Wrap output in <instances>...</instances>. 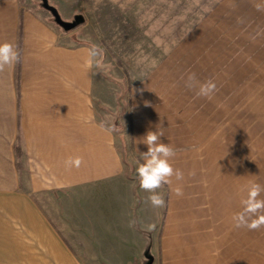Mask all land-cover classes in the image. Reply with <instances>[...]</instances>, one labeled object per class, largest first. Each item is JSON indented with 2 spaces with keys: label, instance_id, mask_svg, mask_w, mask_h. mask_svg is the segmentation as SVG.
<instances>
[{
  "label": "crops",
  "instance_id": "0c3cea01",
  "mask_svg": "<svg viewBox=\"0 0 264 264\" xmlns=\"http://www.w3.org/2000/svg\"><path fill=\"white\" fill-rule=\"evenodd\" d=\"M34 6L23 23L0 17V43L21 54L0 73V264H264V228L236 229L232 221L257 179L226 184L206 158L197 118L186 131L159 99L138 93L130 163L121 134L98 127L105 86L96 62L87 64L90 47ZM150 130L164 132L184 174L158 190L166 201L159 209L146 202L136 174ZM77 156L84 162L68 168Z\"/></svg>",
  "mask_w": 264,
  "mask_h": 264
},
{
  "label": "rangeland",
  "instance_id": "374dc122",
  "mask_svg": "<svg viewBox=\"0 0 264 264\" xmlns=\"http://www.w3.org/2000/svg\"><path fill=\"white\" fill-rule=\"evenodd\" d=\"M48 2L75 25L65 30H76L78 45L103 50L95 65L105 86L98 116L120 128L118 145L130 163L138 93L159 99L186 131L196 123L204 129L201 144L209 151L203 156L219 165L220 175L234 173L222 175L226 184L251 177L264 185V117L252 103L264 99V0ZM36 4L45 9L42 0H0V17L23 23ZM190 73L201 83L214 80L211 99L186 86Z\"/></svg>",
  "mask_w": 264,
  "mask_h": 264
},
{
  "label": "clouds",
  "instance_id": "9594fccd",
  "mask_svg": "<svg viewBox=\"0 0 264 264\" xmlns=\"http://www.w3.org/2000/svg\"><path fill=\"white\" fill-rule=\"evenodd\" d=\"M87 64L91 66L94 62L98 63L97 58L103 57V50L96 45L87 49ZM21 62V54L16 45L10 42L0 43V73L13 68ZM186 86L189 88H198L197 95L211 99L217 90L214 80L209 79L203 83L199 82L195 73H190L187 78ZM98 127L108 133L119 132L120 128L107 119L101 121ZM163 131H148L142 138V144L146 145L147 151L140 153L143 163H139L136 168L139 187L142 191L148 192L147 203L153 208L159 209L166 207L164 195L159 192L165 185L172 183V178L183 180V172L173 166V159L177 155V150L164 142L161 138ZM140 144V143H138ZM83 158L77 156L65 161L68 168H79L83 163ZM246 195L240 200L241 210L232 216L233 225L236 229H247L248 231H258L264 228V185L255 181L249 182L246 188ZM177 196L183 195L181 187L175 188ZM135 221L130 222L129 226H134ZM156 225H148L149 231H154Z\"/></svg>",
  "mask_w": 264,
  "mask_h": 264
},
{
  "label": "water",
  "instance_id": "95a60500",
  "mask_svg": "<svg viewBox=\"0 0 264 264\" xmlns=\"http://www.w3.org/2000/svg\"><path fill=\"white\" fill-rule=\"evenodd\" d=\"M42 2H43V6H44V8H45L46 10L50 11V12L54 15L55 20H56V22H57L59 25H61V26H62L64 29H66V30H70V29L74 28L75 25L72 24V23H69V22L64 21V20L61 18V16H60L58 10H57L55 7L51 6V5L49 4L48 0H42Z\"/></svg>",
  "mask_w": 264,
  "mask_h": 264
},
{
  "label": "bare ground",
  "instance_id": "6f19581e",
  "mask_svg": "<svg viewBox=\"0 0 264 264\" xmlns=\"http://www.w3.org/2000/svg\"><path fill=\"white\" fill-rule=\"evenodd\" d=\"M252 100H253L252 103L255 102L254 103L255 104L254 110L257 112L258 115H260V117H264V99H259L255 96L254 99H252ZM250 130L251 129H249V133H252V131H250ZM260 144H263V142H260ZM249 153H250V151H249ZM224 173L225 174L223 175V177H229V178L235 177L233 172H231L230 175L229 174L226 175V171L224 170Z\"/></svg>",
  "mask_w": 264,
  "mask_h": 264
}]
</instances>
